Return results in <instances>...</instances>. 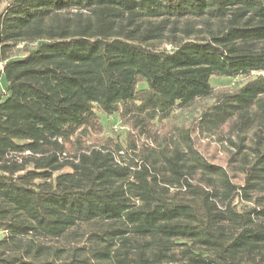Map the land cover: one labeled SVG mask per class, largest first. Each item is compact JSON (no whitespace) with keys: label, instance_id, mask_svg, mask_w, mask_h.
Returning <instances> with one entry per match:
<instances>
[{"label":"trees","instance_id":"16d2710c","mask_svg":"<svg viewBox=\"0 0 264 264\" xmlns=\"http://www.w3.org/2000/svg\"><path fill=\"white\" fill-rule=\"evenodd\" d=\"M1 78L0 264H264V0H0ZM208 99L158 149L93 136Z\"/></svg>","mask_w":264,"mask_h":264},{"label":"rangeland","instance_id":"374dc122","mask_svg":"<svg viewBox=\"0 0 264 264\" xmlns=\"http://www.w3.org/2000/svg\"><path fill=\"white\" fill-rule=\"evenodd\" d=\"M168 48V46H166ZM247 78H226L212 76L211 83L216 91H232L238 85L246 81ZM5 81L0 80L3 87ZM211 100H202L194 104L191 108L176 111L168 119L157 126L151 127V134H140L132 130L128 125L123 124L117 116L100 115L104 130L99 135H93L99 141L110 140L112 142L128 145L134 143L137 148H156L169 142V138H177V130L174 126L196 128L195 118L199 116L200 110L210 104ZM223 130L213 133L206 130H197L192 134L195 148L209 161L223 164L227 154L229 143L226 141ZM166 139V140H165ZM122 151H125L123 149ZM130 154V151L128 152Z\"/></svg>","mask_w":264,"mask_h":264}]
</instances>
